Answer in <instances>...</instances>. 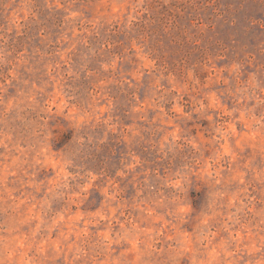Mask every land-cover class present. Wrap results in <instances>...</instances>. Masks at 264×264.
<instances>
[{"label":"rangeland","instance_id":"obj_1","mask_svg":"<svg viewBox=\"0 0 264 264\" xmlns=\"http://www.w3.org/2000/svg\"><path fill=\"white\" fill-rule=\"evenodd\" d=\"M0 264H264V0H0Z\"/></svg>","mask_w":264,"mask_h":264}]
</instances>
